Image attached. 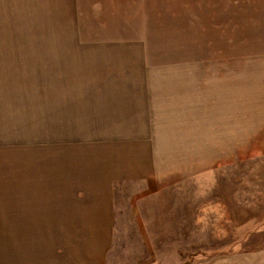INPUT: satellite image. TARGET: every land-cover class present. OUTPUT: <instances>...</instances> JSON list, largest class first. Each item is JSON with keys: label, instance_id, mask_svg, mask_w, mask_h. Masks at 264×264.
I'll return each mask as SVG.
<instances>
[{"label": "rangeland", "instance_id": "1", "mask_svg": "<svg viewBox=\"0 0 264 264\" xmlns=\"http://www.w3.org/2000/svg\"><path fill=\"white\" fill-rule=\"evenodd\" d=\"M132 2L125 26L135 32L138 25L149 60L165 81L172 82L171 75L160 64L204 66L220 76L235 68L237 88L247 87L237 104L247 103L248 110L229 114L221 108L220 122L231 117L230 124L239 125L248 117L251 135H228L232 131L220 126L202 136L179 135L201 132L194 129L104 143L92 138L86 148L68 150L85 137L75 134V122L65 114L54 116L52 106L49 120L39 114V81L54 74L40 72L25 53L61 47V38L82 37L99 26L39 24L51 20L39 16V3L0 0V54H12L6 77L12 93L26 94L23 106L13 98L11 111L0 99V264H227L230 256L264 246V138L255 129L264 101V0ZM181 71L173 68V74ZM188 81H194L191 75ZM23 85L28 87L21 90ZM73 163L90 176L68 172ZM118 170L127 176L113 182L108 241L100 232L98 239L67 228L74 202H56L61 195L52 181L63 176L86 187L93 174L100 191L101 177ZM84 201L77 210L91 211ZM100 242L106 247L91 248Z\"/></svg>", "mask_w": 264, "mask_h": 264}, {"label": "crops", "instance_id": "2", "mask_svg": "<svg viewBox=\"0 0 264 264\" xmlns=\"http://www.w3.org/2000/svg\"><path fill=\"white\" fill-rule=\"evenodd\" d=\"M33 1L39 3V16L42 14L46 17L42 19H51L40 20L39 24L99 26V31L83 32L82 37L78 34L61 38L65 40H60L61 47L39 48L36 54L25 53V56L34 58L27 61L39 64L40 72L51 71L54 74L53 79L50 77L49 80L39 81V99L42 100L39 108H43L39 114L49 120L52 106L54 116L57 112L65 114L68 120L75 122V134L85 137L84 144L70 142L65 146L68 150L84 149L92 138L104 143L109 139L118 141L127 137L172 136L174 130L194 129L201 132H181L179 135L202 136L204 129L220 126L232 131L228 135H251L248 117H244L247 120L243 119L244 122H239V125L234 124V120L230 124L231 117L227 124L220 122L221 108L231 110L229 114H234L238 108L246 115L248 110L247 103L237 104V95L244 94L247 87L237 88L235 68L227 69L230 75L220 76L218 71L215 74L204 66L201 70L196 66L198 70H194L192 66L160 64L159 67L166 70V75H171L172 82L165 81L156 71L155 64L149 60L150 48H147V40L140 35L138 25L135 32L132 26H125V18L129 14L126 10L135 9L132 0ZM7 57L5 52L0 54V99L5 106L7 103L11 111L9 103L13 98H18L21 102L17 104L23 106L26 104L23 101L26 94L17 89L12 93L8 74L6 77V68H11L12 54ZM173 68H180V75L173 74ZM189 75L194 81H188ZM178 76L180 79L173 82V78ZM27 87L23 85L20 89ZM260 94H264V82ZM257 126L258 135L264 138L263 100ZM236 127L243 132L237 133ZM80 157L84 158L85 155ZM80 167L73 163L67 171L75 176L89 177L85 174V166L82 172ZM91 176L94 183L86 187L68 183L63 176L55 178L52 182L58 185L57 190H60L61 195L55 199L56 202H74L72 219L75 223L67 215V228H74V232L96 234L98 239L100 232L107 242L113 227V182L127 176V172L118 170L113 177L103 175L100 191L96 188V178L93 174ZM84 200L89 201L91 211L77 210L86 207ZM58 208L59 203L56 205ZM105 247L106 243L100 242L91 248L101 250ZM255 249L251 255L244 253L242 256L228 257L227 264H264V246Z\"/></svg>", "mask_w": 264, "mask_h": 264}]
</instances>
